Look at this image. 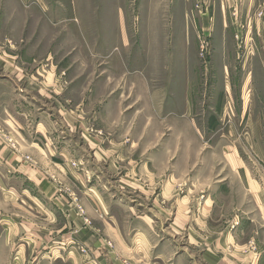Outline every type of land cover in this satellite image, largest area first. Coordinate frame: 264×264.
Returning <instances> with one entry per match:
<instances>
[{
    "label": "rangeland",
    "instance_id": "1",
    "mask_svg": "<svg viewBox=\"0 0 264 264\" xmlns=\"http://www.w3.org/2000/svg\"><path fill=\"white\" fill-rule=\"evenodd\" d=\"M0 45L17 57L13 66L38 76L44 87L59 89L45 90L50 103L58 99L63 106H51V123L61 137L72 139L82 161L84 149L89 150L85 133L111 132L119 123L125 134L135 133L127 114L137 116L142 102L132 106V87L142 95L147 88L180 91L186 86L202 137L191 142L194 150L188 154L195 159L187 174L199 175L203 158L216 156L211 167L221 173L215 180L229 184L217 207H224L229 218L239 215L232 228L243 232L240 242L264 253V0H0ZM120 94L119 120L108 118L107 125L101 108H114ZM161 99L154 101L156 107ZM72 124L76 130L70 132ZM8 144L17 148L13 140ZM235 162L240 171H234ZM171 166L182 165L175 157ZM129 206L125 203L119 216L125 215V222ZM216 221L212 224L219 227ZM149 223L164 231V223ZM3 227L0 223V264H52L46 255L20 254L17 246L4 245ZM157 234L163 242L164 233ZM181 252L183 264L199 259L185 246L179 253L183 259ZM136 254L103 258L107 264H159Z\"/></svg>",
    "mask_w": 264,
    "mask_h": 264
},
{
    "label": "crops",
    "instance_id": "2",
    "mask_svg": "<svg viewBox=\"0 0 264 264\" xmlns=\"http://www.w3.org/2000/svg\"><path fill=\"white\" fill-rule=\"evenodd\" d=\"M16 61L0 45V223L4 245L17 246L20 254L46 255L52 264H107L103 256L130 251L159 264H183L186 254L181 252L183 259L179 257L183 246L192 256H199L192 264H264L263 251L240 242L243 232L232 228L239 215L229 218L224 207H217L229 184H225L227 179L215 180L221 173L211 167L216 156L203 158L199 175L187 174V165L195 159L188 154L194 150L191 142L202 137L197 133L199 124L186 86L180 91L147 88L142 95L139 88L132 87V106L142 102V112L127 114L132 116L128 123L137 127L135 133L125 134L119 129L122 123L118 129L93 137L85 133L83 140L89 150L84 149L82 161L72 139L61 137L51 123L52 107L60 110L63 106L58 99L55 105L50 103L45 90L59 89L44 87L45 81L38 76L13 66ZM123 97L114 98V108L109 109L108 104L101 108L107 125H111L108 118L118 122ZM161 97L156 107L154 101ZM71 130H76V124L69 125ZM8 139L17 143L15 150ZM156 141L163 144L157 146ZM232 156L235 160V154ZM175 157L184 169L171 166ZM235 167L236 162L234 171ZM125 203L130 205L126 222L125 215L119 217ZM213 220L219 227H214ZM152 221L164 223L163 242L155 237L162 233L149 223ZM151 248L160 253H151ZM36 257L29 261L35 262Z\"/></svg>",
    "mask_w": 264,
    "mask_h": 264
}]
</instances>
